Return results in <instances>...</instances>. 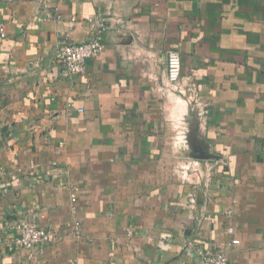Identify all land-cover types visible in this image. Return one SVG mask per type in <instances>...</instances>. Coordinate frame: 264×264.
<instances>
[{
	"label": "crops",
	"instance_id": "1",
	"mask_svg": "<svg viewBox=\"0 0 264 264\" xmlns=\"http://www.w3.org/2000/svg\"><path fill=\"white\" fill-rule=\"evenodd\" d=\"M97 14L101 52L66 74L61 45ZM0 21V264H199L205 247L264 264V0H0ZM170 48L209 104L180 153L185 106L157 90ZM195 148L210 157L184 181ZM20 219L54 237L9 250Z\"/></svg>",
	"mask_w": 264,
	"mask_h": 264
},
{
	"label": "built area",
	"instance_id": "2",
	"mask_svg": "<svg viewBox=\"0 0 264 264\" xmlns=\"http://www.w3.org/2000/svg\"><path fill=\"white\" fill-rule=\"evenodd\" d=\"M56 10V9H55ZM55 18H60L56 14ZM92 31L87 40L74 44H63L57 53L58 60L65 66L66 74L74 75L84 72V61L87 58L96 57L102 50L101 34L105 29L102 17L98 14L91 20ZM6 36L5 24L0 21V38ZM157 90L161 92L165 100L172 101L174 105L182 104L185 111L181 112L177 118H171L174 122L173 146L178 153L185 151L187 144L188 126L186 115L196 112L199 122H204L208 112V102L202 99L197 89L194 79L189 76L181 75V57L177 48L167 50L165 82ZM173 105V106H174ZM81 111L82 109H78ZM198 160L188 158L183 164L175 163L173 171L182 180L190 182L199 174L197 168ZM212 166L207 167L206 177L210 175ZM5 175V169L0 164V179ZM72 234H80V223L74 222ZM15 234L9 244V250L18 248H31L35 245L46 243L54 237V233L48 227L38 224L35 221L20 219L13 226ZM226 232L232 235L231 242L237 243L238 239L233 237L234 228H227ZM199 264H228L226 252L220 247L197 248Z\"/></svg>",
	"mask_w": 264,
	"mask_h": 264
},
{
	"label": "water",
	"instance_id": "3",
	"mask_svg": "<svg viewBox=\"0 0 264 264\" xmlns=\"http://www.w3.org/2000/svg\"><path fill=\"white\" fill-rule=\"evenodd\" d=\"M5 128L3 127V130ZM189 131V130H188ZM188 142V133H187V140H186V144ZM188 145V144H187ZM195 153H193V157L197 158V159H203V158H209L210 156L208 154H206L201 148H195Z\"/></svg>",
	"mask_w": 264,
	"mask_h": 264
}]
</instances>
